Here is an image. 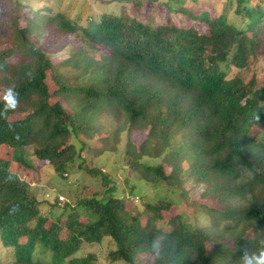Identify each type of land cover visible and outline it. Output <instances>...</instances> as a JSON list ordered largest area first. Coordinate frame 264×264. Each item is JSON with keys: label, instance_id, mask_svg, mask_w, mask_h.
<instances>
[{"label": "trees", "instance_id": "obj_1", "mask_svg": "<svg viewBox=\"0 0 264 264\" xmlns=\"http://www.w3.org/2000/svg\"><path fill=\"white\" fill-rule=\"evenodd\" d=\"M181 1L169 0L170 6ZM246 2L237 0L236 13L248 21L242 28L224 15L190 14L208 24V33L171 20L152 26L104 15L85 31L84 40L110 54L100 61L83 55L76 60L84 83L70 82L61 73L64 63L55 64L32 41L44 25L74 35L76 26L63 14L36 12L33 25L15 24L16 40L0 41V147L12 156L0 155V238L14 248L13 264H45L35 259L38 249L49 252V264H92L98 255L77 254L84 243L106 238L116 246L110 258L128 264L142 253L155 264H239L245 251L257 250L264 238V138L250 132L264 124V83L259 85L256 74L249 80L240 73L230 76L227 67L247 71L264 54V5ZM31 7L18 1L17 9ZM13 55L19 58L15 64L9 61ZM8 89L16 96L15 107L6 104ZM103 114L119 122L114 144L125 130L146 131L139 147L129 135L125 150L127 165L145 181L179 188L188 198L183 159L191 158L187 174L205 187L201 197L211 203L197 209L208 224L199 219L188 227L181 213L166 219L173 204L165 199L145 203L143 220L131 195H120L105 169L90 166L87 173L98 179L96 187H88L91 194L76 205L67 203L68 213L57 218L42 212L31 183L14 172L15 161L28 169L42 162L65 177L88 146L82 141L78 148L80 134L86 140L96 136ZM180 134L183 147H174ZM100 138L107 143V137ZM95 150L101 155L107 149Z\"/></svg>", "mask_w": 264, "mask_h": 264}, {"label": "rangeland", "instance_id": "obj_2", "mask_svg": "<svg viewBox=\"0 0 264 264\" xmlns=\"http://www.w3.org/2000/svg\"><path fill=\"white\" fill-rule=\"evenodd\" d=\"M18 1L20 0H0V41L14 42L17 38L15 24L21 27L33 25L36 12L48 16L63 14L67 20L76 26L74 35L61 32L57 27L44 25L42 31L37 28L39 36L32 37V41L38 42L55 64L64 63L61 67V73L66 75L70 82H85L79 76L80 71L74 66L80 56H86L92 61H100L103 56L110 54L108 48L102 45L93 48L92 44L84 40L85 31L91 30L93 23L99 22L104 15L137 18L152 26H159L167 20H171L181 28L194 27L199 29L201 33H208V24L193 18L190 14L200 16L207 12L211 18L224 15L230 23L239 28L245 27L248 22L244 16L236 13L237 0H182L173 7L170 6L169 0H27L34 7L31 9L24 8L23 11L17 9ZM247 1L245 5L251 7L256 4L264 5V0ZM37 9L41 10L36 11ZM262 49L264 50V44ZM18 60L19 58L15 55L9 59L12 64L17 63ZM67 60L70 63H65ZM253 63L247 71H239L236 67L227 65L230 76L240 73L245 76L246 80H249L253 74H256L259 85H263L264 54H261ZM262 109L264 111V103ZM96 124L100 131L93 138L86 140L80 134L79 141H77L78 148L80 149L82 141L87 142L88 146L85 150L80 151L65 177H61L52 166L42 162H37L34 169H28L15 161L14 172L31 183L33 191L42 200L41 210L43 213L57 218L64 212L68 213L66 210L67 203L76 205L79 200L86 196V193L91 194L93 190L88 187H96L98 179L87 173L86 167L90 166L105 169V174L114 178L113 183L118 184L120 195H131L130 200L135 204L134 209L140 213L143 220H146L145 203L165 199L170 200L173 204L172 209L164 212L166 219H170L175 213H181L184 215L188 227L194 225L199 219L201 224H208L209 218L204 213L199 214L197 209L201 203H210V201L201 197L205 187L195 184L187 174L191 169L190 157L183 159V170L187 172L183 174V185L188 192V198H184L179 188L170 189L167 185L147 182L127 165L125 150L129 135L132 142L139 147L147 138L146 131L134 129L129 133L128 130H125L121 135L120 142L114 144L113 132L119 126L118 120L103 114ZM250 134L258 139H263L264 124L255 126ZM104 136L108 140L107 143L103 144L100 137ZM183 142V134H180L174 138L173 146L183 147ZM100 146L106 147L107 150L103 154L97 155L95 148ZM9 153L10 149L0 147V155L11 160L12 156ZM32 153L33 147H29L27 159L30 162L33 161ZM184 155H188L187 150ZM145 160H149V158L145 157ZM61 196L65 198L64 201L60 199ZM114 249H116L114 242L110 238H106L100 244L84 243L77 256L84 257L89 253H95L98 258L92 264H128L124 260H112L110 258V252ZM15 258L14 248L5 247L0 238V264H13ZM50 258L49 252L41 249L35 253V259L41 260L45 264L50 263ZM134 264H155V262L151 255L142 253L137 254Z\"/></svg>", "mask_w": 264, "mask_h": 264}, {"label": "clouds", "instance_id": "obj_3", "mask_svg": "<svg viewBox=\"0 0 264 264\" xmlns=\"http://www.w3.org/2000/svg\"><path fill=\"white\" fill-rule=\"evenodd\" d=\"M8 99H6V104H10L15 107L17 102L16 96L13 94L12 89H8ZM256 120H260V115L257 114ZM67 176V173L65 174ZM264 232V231H262ZM239 264H264V238L259 241L257 250L255 252L245 251L239 258Z\"/></svg>", "mask_w": 264, "mask_h": 264}, {"label": "built area", "instance_id": "obj_4", "mask_svg": "<svg viewBox=\"0 0 264 264\" xmlns=\"http://www.w3.org/2000/svg\"><path fill=\"white\" fill-rule=\"evenodd\" d=\"M62 201H64L65 200V198L63 197V196H61V198H60Z\"/></svg>", "mask_w": 264, "mask_h": 264}]
</instances>
